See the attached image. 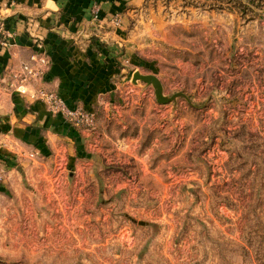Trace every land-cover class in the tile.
I'll return each mask as SVG.
<instances>
[{
  "label": "rangeland",
  "instance_id": "obj_1",
  "mask_svg": "<svg viewBox=\"0 0 264 264\" xmlns=\"http://www.w3.org/2000/svg\"><path fill=\"white\" fill-rule=\"evenodd\" d=\"M124 3V79L78 162L20 167L0 264H264V0Z\"/></svg>",
  "mask_w": 264,
  "mask_h": 264
},
{
  "label": "crops",
  "instance_id": "obj_2",
  "mask_svg": "<svg viewBox=\"0 0 264 264\" xmlns=\"http://www.w3.org/2000/svg\"><path fill=\"white\" fill-rule=\"evenodd\" d=\"M125 5L124 0H0V23L11 34L8 45L0 46V199L27 160L58 156L63 166L78 162L85 133L16 92L12 74L40 52L48 66L28 91L53 90L68 106L86 111L107 107L129 62Z\"/></svg>",
  "mask_w": 264,
  "mask_h": 264
},
{
  "label": "built area",
  "instance_id": "obj_3",
  "mask_svg": "<svg viewBox=\"0 0 264 264\" xmlns=\"http://www.w3.org/2000/svg\"><path fill=\"white\" fill-rule=\"evenodd\" d=\"M93 20H97L98 7L93 5ZM11 34L0 23V46L8 45ZM48 66V61L40 52H34L27 61L20 62L16 72L11 76L10 86L20 94H27L44 105L46 112L53 117H61L73 129H83L90 126L94 120L93 111H86L82 107H70L53 90L43 87L27 90V86L39 80Z\"/></svg>",
  "mask_w": 264,
  "mask_h": 264
},
{
  "label": "water",
  "instance_id": "obj_4",
  "mask_svg": "<svg viewBox=\"0 0 264 264\" xmlns=\"http://www.w3.org/2000/svg\"><path fill=\"white\" fill-rule=\"evenodd\" d=\"M131 82L137 84V82L144 83L146 86H151L154 91V97L158 104H165L175 100L176 97L181 94H174L172 96L163 95L162 85L157 77L151 74H141L134 72L131 77Z\"/></svg>",
  "mask_w": 264,
  "mask_h": 264
}]
</instances>
